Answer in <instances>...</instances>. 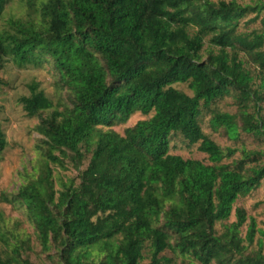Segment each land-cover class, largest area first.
I'll use <instances>...</instances> for the list:
<instances>
[{"label": "trees", "instance_id": "trees-1", "mask_svg": "<svg viewBox=\"0 0 264 264\" xmlns=\"http://www.w3.org/2000/svg\"><path fill=\"white\" fill-rule=\"evenodd\" d=\"M10 1L0 0V17ZM26 5L33 15L0 32V69L50 63L67 102L53 104L36 82L17 100L38 118V158L0 201L23 208L45 261L28 259V232L0 227V264H264V232L233 207L264 186V149L236 158L200 124L208 114L212 132L264 144V0ZM225 99L232 112L216 107ZM136 113L148 118L121 135L111 130ZM175 137L207 163L170 154ZM5 147L0 128V153ZM66 162L76 184L53 178Z\"/></svg>", "mask_w": 264, "mask_h": 264}, {"label": "rangeland", "instance_id": "rangeland-1", "mask_svg": "<svg viewBox=\"0 0 264 264\" xmlns=\"http://www.w3.org/2000/svg\"><path fill=\"white\" fill-rule=\"evenodd\" d=\"M36 3V0H28ZM38 1V0H37ZM217 1V0H211ZM225 1V0H223ZM239 4H247L250 0H236ZM32 10L27 9L26 0H11L4 9L3 15L0 17V32L6 28V23L10 19H26L27 13L33 15ZM36 82L37 87L43 91L44 95L52 101L53 104H65L67 102L66 93L61 86L57 71L52 68L50 63H45L39 68L32 67H16L10 61H7L0 69V128L6 140V147L0 153V194L8 196L15 193V189L28 175L33 173L36 166L37 153L35 145L39 136L34 131L37 119L29 118L25 115L18 104L17 100L20 95H26L27 88L25 84ZM177 90L190 96L186 84H177L173 86ZM216 107L219 111L232 112L229 99L219 102ZM259 116L264 119V102L261 104ZM148 118L138 113L131 114L122 125L112 126L111 130L118 134H122L125 127L135 124L139 120ZM210 115L203 114L200 124L202 132L220 147H234L238 158L242 148L246 150H263L264 144L254 141L250 136L241 133L237 140L228 139L223 132L214 133L210 130L208 121ZM196 145L188 147L179 137L172 138L169 144V153L180 156L183 159H199L203 163H207L206 156L197 151ZM67 163V162H66ZM86 162H83L82 170ZM53 178H62L63 181L73 179L77 183L75 171L69 163L66 164V169H59L57 166L52 167ZM57 187V186H56ZM55 187V188H56ZM241 207L246 214V223L252 217L256 221V227L264 232V186L253 191L243 197H238L233 203V207ZM234 219L233 208L228 221ZM0 227L10 231H26L30 234V242L33 244L32 250L27 251V257L32 262L45 261L43 254L38 252L39 246L33 241L31 227L28 226L23 213V208L0 201ZM245 224L241 227L240 234H244ZM259 235H254V241L251 247L255 248V239ZM24 253V252H23ZM167 256L170 252L164 250Z\"/></svg>", "mask_w": 264, "mask_h": 264}]
</instances>
